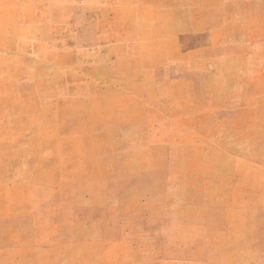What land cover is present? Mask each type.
<instances>
[{
    "label": "rangeland",
    "instance_id": "1",
    "mask_svg": "<svg viewBox=\"0 0 264 264\" xmlns=\"http://www.w3.org/2000/svg\"><path fill=\"white\" fill-rule=\"evenodd\" d=\"M0 264H264V0H0Z\"/></svg>",
    "mask_w": 264,
    "mask_h": 264
}]
</instances>
